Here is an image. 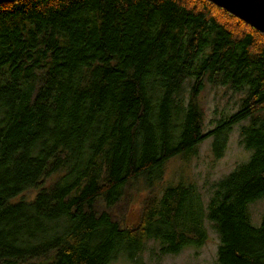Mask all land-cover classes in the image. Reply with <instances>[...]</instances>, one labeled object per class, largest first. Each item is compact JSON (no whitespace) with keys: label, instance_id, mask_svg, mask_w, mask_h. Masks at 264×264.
<instances>
[{"label":"trees","instance_id":"1","mask_svg":"<svg viewBox=\"0 0 264 264\" xmlns=\"http://www.w3.org/2000/svg\"><path fill=\"white\" fill-rule=\"evenodd\" d=\"M210 86L239 99L208 132ZM237 125L249 162L204 193L155 192L172 159L210 137L220 156ZM263 199L264 32L211 0L0 3V264H140L210 228L217 264H264Z\"/></svg>","mask_w":264,"mask_h":264},{"label":"rangeland","instance_id":"2","mask_svg":"<svg viewBox=\"0 0 264 264\" xmlns=\"http://www.w3.org/2000/svg\"><path fill=\"white\" fill-rule=\"evenodd\" d=\"M205 109V130L212 131L216 127L217 119L222 114L233 111L234 103L239 95L224 87L207 88L201 95ZM227 108V109H226ZM240 125L233 127L226 147L218 156L215 149V137H210L199 145L194 155L188 159L177 156L167 166V171L155 192L163 194V190L180 182L193 181L198 184L201 192L207 191L211 183L223 178L239 163L245 164L251 160L253 152L244 148L240 143ZM162 187V188H160ZM147 192V191H146ZM204 193V192H203ZM208 198V193L204 195ZM141 198L136 197L130 204L131 221H137L141 213ZM253 224L261 225L264 216V199L252 205ZM219 236L213 229H209V237L202 247H188L178 254L160 255L161 247L156 243H149L141 254L140 264H217L219 253ZM110 264H138L120 256Z\"/></svg>","mask_w":264,"mask_h":264},{"label":"water","instance_id":"3","mask_svg":"<svg viewBox=\"0 0 264 264\" xmlns=\"http://www.w3.org/2000/svg\"><path fill=\"white\" fill-rule=\"evenodd\" d=\"M10 0H0L4 3ZM264 32V0H211Z\"/></svg>","mask_w":264,"mask_h":264}]
</instances>
